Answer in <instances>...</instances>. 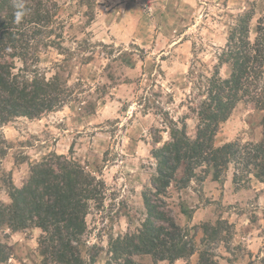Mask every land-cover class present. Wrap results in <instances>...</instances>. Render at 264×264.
Masks as SVG:
<instances>
[{"label": "rangeland", "instance_id": "374dc122", "mask_svg": "<svg viewBox=\"0 0 264 264\" xmlns=\"http://www.w3.org/2000/svg\"><path fill=\"white\" fill-rule=\"evenodd\" d=\"M54 1L68 51L42 48L32 69L48 78L59 72L80 97L96 102L95 110L83 108L81 98L40 118L16 117L0 125V199L10 200L7 182L22 185L32 162L49 152L70 154L105 182L103 204L92 203L84 236L89 247L98 248L95 264H105L110 235L124 234L145 218L142 191L156 171L152 148L169 139L171 119L185 121L188 134L195 136L206 77L215 72L231 26L250 8L254 39L264 0ZM23 66L17 60L15 71ZM219 70L224 77L230 72L227 66ZM263 116L264 110L241 101L220 125L215 145L259 141ZM238 166L232 162L222 180L198 168L200 179L183 189L175 183L169 188L166 206L197 246L174 264H197L203 225L220 220L228 228L212 244L216 260L264 264V180L251 176L235 183ZM8 233L0 230L11 249L4 264H38L41 230Z\"/></svg>", "mask_w": 264, "mask_h": 264}, {"label": "trees", "instance_id": "16d2710c", "mask_svg": "<svg viewBox=\"0 0 264 264\" xmlns=\"http://www.w3.org/2000/svg\"><path fill=\"white\" fill-rule=\"evenodd\" d=\"M254 15L250 8L238 14L214 74L206 77L195 136L188 134L185 121L180 125L171 119L169 139L152 148L156 171L142 191L145 218L124 234L110 235L105 264H142L138 259L174 264L195 253L197 246L188 239V230L177 222L164 198L173 183L183 189L193 178L200 179L198 168L222 180L230 164L237 162L241 167L234 172L235 183L251 176L264 180V116L259 141L215 145L220 125L241 101L264 110V17H259L251 39ZM58 18L54 0H0V125L16 117L40 118L74 100L80 103L82 93L79 95L59 72L48 78L32 69L42 48L53 47L61 54L68 51L60 31L64 22ZM17 60L24 65L20 71H15ZM125 61L134 65L132 58ZM223 66L230 69L226 77L220 74ZM82 99L86 102L83 108L95 110L96 102ZM158 142L156 138L155 144ZM6 187L10 200L0 199V230L40 229L38 264L96 263L98 248L89 247L84 236L92 203L102 205L104 200L105 182L98 175L70 154L49 152L30 164L22 185L9 180ZM225 223L203 225L197 264H221L212 244L228 228ZM10 256V247L0 239V263H7Z\"/></svg>", "mask_w": 264, "mask_h": 264}, {"label": "clouds", "instance_id": "9594fccd", "mask_svg": "<svg viewBox=\"0 0 264 264\" xmlns=\"http://www.w3.org/2000/svg\"><path fill=\"white\" fill-rule=\"evenodd\" d=\"M19 19H20V15L17 14V22H19Z\"/></svg>", "mask_w": 264, "mask_h": 264}]
</instances>
